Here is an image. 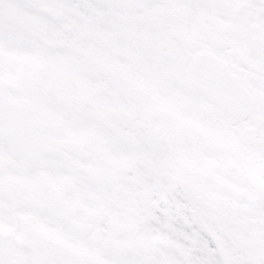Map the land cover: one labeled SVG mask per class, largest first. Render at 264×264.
<instances>
[{
  "label": "snow or ice",
  "instance_id": "obj_1",
  "mask_svg": "<svg viewBox=\"0 0 264 264\" xmlns=\"http://www.w3.org/2000/svg\"><path fill=\"white\" fill-rule=\"evenodd\" d=\"M0 264H264V0H0Z\"/></svg>",
  "mask_w": 264,
  "mask_h": 264
}]
</instances>
